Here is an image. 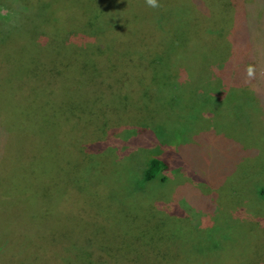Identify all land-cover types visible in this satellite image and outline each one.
<instances>
[{
    "label": "rangeland",
    "instance_id": "1",
    "mask_svg": "<svg viewBox=\"0 0 264 264\" xmlns=\"http://www.w3.org/2000/svg\"><path fill=\"white\" fill-rule=\"evenodd\" d=\"M99 1L0 0V264H264V0Z\"/></svg>",
    "mask_w": 264,
    "mask_h": 264
},
{
    "label": "trees",
    "instance_id": "2",
    "mask_svg": "<svg viewBox=\"0 0 264 264\" xmlns=\"http://www.w3.org/2000/svg\"><path fill=\"white\" fill-rule=\"evenodd\" d=\"M99 0H97V2H98ZM100 2V1H99ZM104 8L106 9V11H107V14L108 15H111L116 21H118V17L120 16V13H119V11H120V7L116 4V3H114V2H109L108 0L106 1V3H105V5H104ZM104 9V10H105ZM107 9H109V10H107ZM103 9H102V11H104ZM107 17V15L105 16V18ZM107 20H109L108 18H106V21ZM122 27V26H121ZM120 28V27H119ZM246 32H245V34H241L240 35V38L242 39V40H247V39H249V38H252V33H251V31H248V30H245ZM237 38L238 39H240L238 36H237ZM132 40V39H131ZM6 45H8V44H4L3 46H6ZM2 45H0V47H2L3 49H4V47H3ZM101 161H102V168H107V167H109V165L106 163V161L105 160H102L101 159ZM106 164V165H105ZM111 164H113V163H111ZM149 166H148V168L147 169H145V171H144V176H145V180L146 181H151V180H153L154 178H156V177H159L160 176V173L162 172L161 170H167L168 168H169V164H167L163 159H160V158H157V157H152L151 159H150V161H149ZM113 167V166H112ZM111 168V167H110ZM161 171V172H160ZM160 179L161 180H163L164 179V177L163 176H161L160 177ZM264 191V190H263ZM256 227H258V226H256ZM254 232H256V234H258V232H260V234L259 235H262V241H264V230H262V229H260V228H258L256 231H253L252 230V232L250 233V234H252L253 235V233ZM247 235V233H244V236H246ZM249 236V235H248ZM243 237V236H242ZM237 239V238H236ZM244 240V242L246 241V239H243ZM263 245V244H262ZM133 248H136V246L135 247H133ZM98 250H93V253H92V257H93V262L92 263H81V264H99L100 262H102V261H104L105 259H108L109 261L111 260V258L107 255V254H105V252H97ZM133 252H134V249H133ZM203 254H205L204 252H203ZM99 255V256H98ZM139 255H141V254H139ZM143 256V255H142ZM261 256V255H260ZM260 256H259V258H260ZM134 262L136 263V260H134ZM134 263V264H135ZM214 263V262H213Z\"/></svg>",
    "mask_w": 264,
    "mask_h": 264
},
{
    "label": "clouds",
    "instance_id": "3",
    "mask_svg": "<svg viewBox=\"0 0 264 264\" xmlns=\"http://www.w3.org/2000/svg\"><path fill=\"white\" fill-rule=\"evenodd\" d=\"M147 4L151 8H157L159 7L158 0H146Z\"/></svg>",
    "mask_w": 264,
    "mask_h": 264
}]
</instances>
